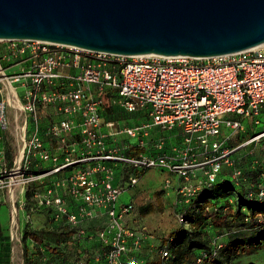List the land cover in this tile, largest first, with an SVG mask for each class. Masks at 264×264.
Instances as JSON below:
<instances>
[{
    "label": "built area",
    "instance_id": "2783aa9c",
    "mask_svg": "<svg viewBox=\"0 0 264 264\" xmlns=\"http://www.w3.org/2000/svg\"><path fill=\"white\" fill-rule=\"evenodd\" d=\"M16 65L18 73H5ZM107 92L118 97L125 112L139 114L138 120L102 121ZM42 105L54 106L58 114L44 132ZM7 108L16 151L10 166L0 151V190L10 194L18 186L23 194L26 185L49 177L43 192L32 191L37 205L52 206L70 225L101 220L93 234L105 264H143L144 231L125 222L133 204L114 206L122 181L132 187L140 171L164 170L175 176L174 196L185 202L213 184L224 168L234 182L244 181L232 155L264 138V43L191 58L126 57L40 40H0L1 130L8 125ZM248 118L263 128L231 144ZM44 163V170L33 171ZM115 164L122 165L120 185L112 183ZM169 185L167 176L163 186ZM176 218L182 221L180 213ZM159 257L167 259L166 248L159 249Z\"/></svg>",
    "mask_w": 264,
    "mask_h": 264
},
{
    "label": "water",
    "instance_id": "95a60500",
    "mask_svg": "<svg viewBox=\"0 0 264 264\" xmlns=\"http://www.w3.org/2000/svg\"><path fill=\"white\" fill-rule=\"evenodd\" d=\"M207 58L264 43V0H0V40Z\"/></svg>",
    "mask_w": 264,
    "mask_h": 264
},
{
    "label": "trees",
    "instance_id": "16d2710c",
    "mask_svg": "<svg viewBox=\"0 0 264 264\" xmlns=\"http://www.w3.org/2000/svg\"><path fill=\"white\" fill-rule=\"evenodd\" d=\"M4 156L7 166H10L12 153L6 149ZM144 172L145 170L140 171L137 176ZM242 176L244 182H249L251 187L247 193L239 189L232 201L227 199L229 191L234 193V185L242 186V180L228 182L219 176L210 186L202 187L182 209L183 212L180 213L182 221L175 225L161 242L160 248L164 247L168 251L167 259L162 261L158 252H151L144 257L143 264H240L242 257L263 250L264 194H260V191L264 190V170L252 169L242 173ZM49 182V178L46 183L43 181L41 189H45ZM34 189V183L26 185L22 194L24 207L40 211L47 223L56 228L51 229L53 237L50 244L44 242L27 224L21 227L23 264H50L48 259L45 261L34 259L27 240L36 245L35 254L40 255L42 248L51 255L49 258L61 257V264H69L66 256L83 257L84 260H88L87 254L91 248L96 249V255L105 264L100 245L93 234L99 226L95 221L100 220L81 221L70 225L65 220V215L55 216L52 206L37 205L31 197ZM71 206L68 205L69 209H72ZM160 208L161 204L157 200L155 206L151 202L142 203L138 207V212L145 215ZM208 229L215 235L224 236V242L211 241ZM5 241L7 236L0 227V264H3L1 248Z\"/></svg>",
    "mask_w": 264,
    "mask_h": 264
},
{
    "label": "rangeland",
    "instance_id": "374dc122",
    "mask_svg": "<svg viewBox=\"0 0 264 264\" xmlns=\"http://www.w3.org/2000/svg\"><path fill=\"white\" fill-rule=\"evenodd\" d=\"M20 66H11L5 68V73H18ZM104 101L102 110V121L115 120L119 124L134 123L140 117L139 114L127 113L118 104V97L114 93H106L102 95ZM39 128L43 131L48 123L54 121L58 114L56 109L52 105H42L39 108ZM6 116L8 118L7 128L0 129V151L8 149L12 153V158L15 155L16 145L12 136L13 131V119L11 118L10 109L7 108ZM231 118L238 119L237 117L230 116ZM247 125V126H245ZM244 130L242 132H235L231 138V144H240L243 141L249 139L253 134L258 133L263 128V124L254 125L252 118L246 119L244 122ZM223 132H228L226 128H222ZM44 132V131H43ZM43 141L48 143L50 140L44 136ZM5 158V156H4ZM234 166L237 167L241 173H246L249 170L261 168L264 170V138H260L257 141L249 143L247 145L238 148L232 155ZM46 163L36 164L33 167V171L40 172L44 170ZM113 180L114 185H120V179L123 175L122 165L113 166ZM221 177H224L226 181L230 182V177L227 174V169H223ZM226 173V174H225ZM168 176L170 185L168 187L163 186L164 179ZM49 177H45L42 180H37L35 190L43 192L41 186L43 181H48ZM175 176L166 174L164 170L148 169L142 175H139L137 182L132 187H127V181L123 180L122 190L118 193L114 202L115 209H118L122 204L132 203L133 210L126 218V224L134 230L144 231V238L140 245L139 257L144 260V257L149 253H159V248L163 239L173 229V227L179 222L177 221V213L183 212L182 209L186 207L187 202L176 198L174 196V190L171 188L175 182ZM219 181V180H218ZM233 182V181H232ZM46 185V184H45ZM234 185V184H233ZM251 185L249 182L242 181L241 185H234V193L229 191L227 196L228 201L234 199L235 193L242 192L247 193ZM25 189V188H24ZM22 188L15 186L12 188L9 194L4 189L0 190V227L3 233L7 236V241L1 248V260L3 264H23L20 244V230L24 224H27L34 232H36L44 242L51 244L52 242V227L47 223L43 214L40 211H32L26 209L23 204ZM24 191V190H23ZM157 200L161 204L159 210H155L145 215H140L138 207L142 203L151 202L154 206ZM100 224V221H95ZM208 234L211 237V241L214 243L225 240L224 236L215 235L214 232L208 229ZM29 251L32 253L34 259L37 261H45L48 259L50 264H61L60 258L51 255L40 248L41 254H35L34 245L30 240H27ZM96 249H89L88 260H84L83 257L74 258L72 256L67 257V263L69 264H104L100 257L95 253ZM240 264H264V249L260 250L252 255L244 256L240 259Z\"/></svg>",
    "mask_w": 264,
    "mask_h": 264
},
{
    "label": "crops",
    "instance_id": "0c3cea01",
    "mask_svg": "<svg viewBox=\"0 0 264 264\" xmlns=\"http://www.w3.org/2000/svg\"><path fill=\"white\" fill-rule=\"evenodd\" d=\"M136 114V113H135Z\"/></svg>",
    "mask_w": 264,
    "mask_h": 264
}]
</instances>
